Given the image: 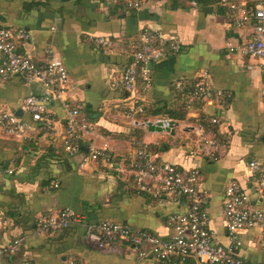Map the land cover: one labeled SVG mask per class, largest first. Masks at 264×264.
Listing matches in <instances>:
<instances>
[{"label":"crops","instance_id":"obj_1","mask_svg":"<svg viewBox=\"0 0 264 264\" xmlns=\"http://www.w3.org/2000/svg\"><path fill=\"white\" fill-rule=\"evenodd\" d=\"M134 1L140 3L138 9L128 6ZM229 1L256 8L260 0ZM219 2L0 0V28L26 31L29 41L17 50L39 66L46 62L45 51L55 50L68 74L63 98L86 111L92 126L79 141L82 153L68 156L62 146L67 117L63 103L48 105L55 121L54 130L48 132L23 109L24 100L40 94L41 87L18 77H0V112L14 115L27 127L21 136L0 131V213L5 222L0 226V247L22 239L18 252L5 264H159L129 248L121 254L103 253L85 239L86 224L106 221L162 240L175 235L169 218L184 214L187 202H157L138 190L130 173L137 141L146 144L158 164L198 171V190L205 198L215 244H230L222 216L230 181H237L252 204L264 210V198L254 191L247 169L252 160L264 165V68L256 59L228 51V43L243 46L250 39L254 22L236 26ZM144 27L160 31L167 42L180 43L177 54L152 66L151 88L139 94L151 111L181 116L173 121L172 135L148 131L142 122L151 119L149 115H137L133 121L126 117L121 109L130 100L114 86L130 62L131 39ZM96 38L110 40L111 48L101 49L93 42ZM203 74L214 92L223 93V102L209 99L200 106L181 108L175 84L190 86ZM201 118L218 120L213 134L224 148L217 161L198 154L195 128ZM92 148H103L104 158L83 162ZM64 209L84 223L58 231L38 230V217L55 216ZM239 240V258L264 264V237L259 230L242 231ZM173 264L182 263L174 259Z\"/></svg>","mask_w":264,"mask_h":264},{"label":"built area","instance_id":"obj_2","mask_svg":"<svg viewBox=\"0 0 264 264\" xmlns=\"http://www.w3.org/2000/svg\"><path fill=\"white\" fill-rule=\"evenodd\" d=\"M233 23L243 27L254 22L253 33L243 46L227 44L229 52L256 59L264 68V0H260L256 8H248L229 0H220ZM128 6L138 9L140 3L129 2ZM29 35L19 28H0V77L9 80L20 78L26 84H36L42 92L30 94L23 103V109L32 121L39 123L48 132L54 130L55 121L48 113V105L53 101H61L67 111L62 146L68 156H74L79 150V141L91 131V124L86 120L80 107H72L64 100L68 74L61 59L53 48L45 51L46 62L39 66L29 56L18 52L20 43L28 42ZM94 44L103 50L111 48V41L103 38L93 40ZM180 43L177 40L166 41L160 31L144 27L130 41V62L121 73L115 88L125 92L130 105L121 109L122 113L131 119L145 112V106L139 94L151 88L152 66L160 60L177 54ZM140 83L141 87L137 85ZM177 96H180L189 109L197 102L214 99L223 102V93L213 91L205 74L198 77L190 85L189 90L178 82L175 84ZM264 100V87L261 92ZM152 124L162 122V128H168L172 120L167 117H157L142 122ZM211 124H217L216 118L210 119ZM26 125L17 117L0 112V131L7 136H21L26 132ZM198 154L211 161H217L224 148L222 141L213 133H207L203 126L195 128ZM135 157L130 173L139 191L148 192L154 201L170 200L178 203L187 202L184 214L173 215L169 223L175 230V235L169 240H162L147 231H140L120 223L101 222L86 224L85 239L94 247L108 254H121L125 248L136 252L139 257L152 256L159 264H173L178 259L182 264H249L238 257L241 247L239 234L242 231L259 230L264 237V210L255 207L241 185L232 180L224 191L223 221L230 244L226 247L213 242L208 227V216L205 210V198L198 190L199 173L196 169L181 171L171 164H158L149 153L146 144L135 142ZM104 149L92 148L83 162L97 161L104 158ZM247 169L250 182L258 196L264 198V165L252 160ZM0 213V226L4 225ZM82 219L69 209L59 211L55 216H40L36 220L39 231L64 230L76 224L82 225ZM22 239L15 238L9 244L0 247V264H5L6 258L15 255ZM192 262V263H189Z\"/></svg>","mask_w":264,"mask_h":264},{"label":"trees","instance_id":"obj_3","mask_svg":"<svg viewBox=\"0 0 264 264\" xmlns=\"http://www.w3.org/2000/svg\"><path fill=\"white\" fill-rule=\"evenodd\" d=\"M173 1H177V0H173ZM174 7L176 6V5H173ZM190 89V86H185V90H189ZM122 92V91H121ZM124 94H125V92H123ZM177 97H179V96H177ZM180 98V97H179ZM181 100H182V104H181V108H186L187 106H186V103H185V100H183L182 98H181ZM194 105H197V106H200V105H202V103L201 102H197V103H195ZM180 109V108H179ZM82 111V110H81ZM83 113V115L85 116V115H87L86 114V111H85V113H84V111H82ZM141 115H149V118H157V117H167L168 119H170V120H172V121H175V120H178L181 116H177V115H175V112H170V111H168V110H164L161 114L160 113H155V112H153V110L151 111V109L149 108V107H146L145 108V112L143 113V114H141ZM139 116V115H138ZM147 119V117L145 118V120ZM207 119H204V118H201L200 119V123H199V125H201V126H203L204 127V129H205V131L207 132V133H215V124H211L210 123V119L208 120V121H206ZM147 149H148V147H147ZM149 151V150H148ZM150 152V151H149ZM77 153H82L81 152V150H80V148H79V150H78V152Z\"/></svg>","mask_w":264,"mask_h":264},{"label":"water","instance_id":"obj_4","mask_svg":"<svg viewBox=\"0 0 264 264\" xmlns=\"http://www.w3.org/2000/svg\"><path fill=\"white\" fill-rule=\"evenodd\" d=\"M176 126L175 122H170L168 128H162V122H156L154 124L147 122L145 124V127L148 129L150 132H165L169 134H173V128Z\"/></svg>","mask_w":264,"mask_h":264}]
</instances>
